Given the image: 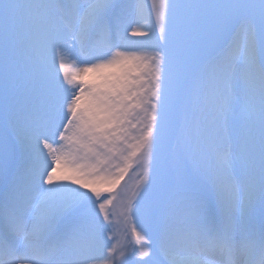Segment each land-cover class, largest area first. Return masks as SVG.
<instances>
[{
    "label": "snow or ice",
    "instance_id": "obj_1",
    "mask_svg": "<svg viewBox=\"0 0 264 264\" xmlns=\"http://www.w3.org/2000/svg\"><path fill=\"white\" fill-rule=\"evenodd\" d=\"M0 264H264V0H0Z\"/></svg>",
    "mask_w": 264,
    "mask_h": 264
},
{
    "label": "bare ground",
    "instance_id": "obj_2",
    "mask_svg": "<svg viewBox=\"0 0 264 264\" xmlns=\"http://www.w3.org/2000/svg\"><path fill=\"white\" fill-rule=\"evenodd\" d=\"M129 177L132 178V180L134 181L135 177L132 176V173H129ZM129 177H126L125 179L128 180ZM124 182L122 181V184ZM114 205L116 206V213L114 216V220L116 221V223H114L113 225V231L111 233H113L116 237H117V242L120 245H124L127 243L129 237V228L131 227L130 225H128V221H125L123 216L121 215V207L118 203L114 202ZM131 223H138L135 218H133L131 220ZM128 227V228H127ZM108 235V240L106 242H109V244L113 243L109 233H106ZM105 239H107V237H105Z\"/></svg>",
    "mask_w": 264,
    "mask_h": 264
}]
</instances>
